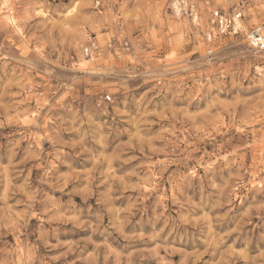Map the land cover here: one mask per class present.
Instances as JSON below:
<instances>
[{"label":"rangeland","instance_id":"obj_1","mask_svg":"<svg viewBox=\"0 0 264 264\" xmlns=\"http://www.w3.org/2000/svg\"><path fill=\"white\" fill-rule=\"evenodd\" d=\"M189 1L0 0V264H264V0Z\"/></svg>","mask_w":264,"mask_h":264},{"label":"built area","instance_id":"obj_2","mask_svg":"<svg viewBox=\"0 0 264 264\" xmlns=\"http://www.w3.org/2000/svg\"><path fill=\"white\" fill-rule=\"evenodd\" d=\"M175 4L174 10L178 14L190 18L194 23L198 22L199 14L195 6L189 0H173ZM211 23L214 24L222 34H241L243 32V12L239 8L233 12L224 13L221 10H214L211 16ZM244 38L249 45L257 51H264V30L256 27L244 33ZM99 45L96 40H91L90 43L84 47V54L91 57L95 52H98ZM110 99V97H107Z\"/></svg>","mask_w":264,"mask_h":264},{"label":"bare ground","instance_id":"obj_3","mask_svg":"<svg viewBox=\"0 0 264 264\" xmlns=\"http://www.w3.org/2000/svg\"><path fill=\"white\" fill-rule=\"evenodd\" d=\"M8 6V5H7ZM6 19L8 22L16 25V22H15V17H14V13H13V10L10 6H8V12H7V15H6ZM260 28V27H259ZM18 29V28H17Z\"/></svg>","mask_w":264,"mask_h":264}]
</instances>
